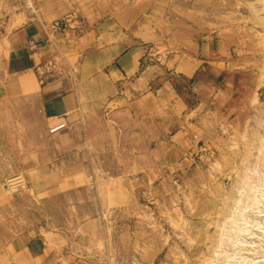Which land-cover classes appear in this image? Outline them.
<instances>
[{
    "label": "rangeland",
    "instance_id": "1",
    "mask_svg": "<svg viewBox=\"0 0 264 264\" xmlns=\"http://www.w3.org/2000/svg\"><path fill=\"white\" fill-rule=\"evenodd\" d=\"M61 7L47 26L52 55L30 78L2 76L0 41V264H225L210 241L226 227V264H264V238L236 237L255 216L232 220L264 143V0ZM37 14L34 0H0V38ZM110 29L144 48L136 73L117 82L128 98L120 107L104 105L101 82L79 72L91 64L87 38L104 46ZM147 67L157 71L134 87ZM106 69L123 72L116 61ZM58 78L77 84L83 100L51 134L45 92ZM235 243L248 250L229 247Z\"/></svg>",
    "mask_w": 264,
    "mask_h": 264
},
{
    "label": "crops",
    "instance_id": "2",
    "mask_svg": "<svg viewBox=\"0 0 264 264\" xmlns=\"http://www.w3.org/2000/svg\"><path fill=\"white\" fill-rule=\"evenodd\" d=\"M61 2L62 0H34L35 8L38 9V18L27 17V21L24 24L16 27L8 36L4 34L0 38V41L6 40L5 51L7 52V58L3 62L1 74L4 77L9 76L10 82L23 73L28 74L27 78H30L33 75V70L52 55L53 31L48 30L47 26L62 17L64 11L61 7ZM95 31L97 29L94 30V33H96ZM98 32L103 35L102 28L98 29ZM89 35L87 34L85 37L87 38ZM104 36L108 41L104 46H97L96 39L87 38L89 48L85 54L90 58L89 62L91 64L86 67L85 73L84 67H79L80 79L84 81H92L94 79L95 81H100L101 84L97 89V94L102 99L103 104L111 105L114 103L115 105L118 104L117 107H120L127 103L126 100L128 98L125 99L118 95L117 82L123 76L128 78L136 73L138 62L144 55V48L138 49L128 46V43L119 40L116 30H106ZM55 39L57 38H53V40ZM114 61L118 63L123 72H116L113 69L108 71L106 69ZM189 66L192 67L193 64H189ZM156 71V67H147L139 74L134 87H137V85L145 87L151 73ZM193 71L194 68L188 71L184 70V75H191ZM45 95L48 100L46 106L47 115L51 120L56 119V122L68 121L70 114L76 110V106L83 100L80 87L77 84L73 85L67 79L64 80V78L51 81L48 84ZM142 99L145 100V98Z\"/></svg>",
    "mask_w": 264,
    "mask_h": 264
},
{
    "label": "bare ground",
    "instance_id": "3",
    "mask_svg": "<svg viewBox=\"0 0 264 264\" xmlns=\"http://www.w3.org/2000/svg\"><path fill=\"white\" fill-rule=\"evenodd\" d=\"M264 137V136H263ZM260 140L262 141V140H264L263 138H261L260 137ZM260 140H258V141H260ZM261 143V142H260ZM256 148V147H255ZM254 151V150H253ZM252 152V151H251ZM245 154V153H244ZM247 156H244V157H246L245 158V161H247L248 163L250 162L249 160H248V154H246ZM243 157V158H244ZM242 158V159H243ZM255 161V163L254 164H252L253 162ZM254 161H251L250 162V165H249V167H248V169H247V172H246V174L244 175V177H243V181H242V185L240 186V188H239V194H240V198L241 199H239L237 202H233V203H235L234 205H233V207L232 208H234L235 210H233V212H235L236 210H238L239 209V212H240V214H239V216L237 217V218H232V220H234V222H237V221H241L242 222V220H243V212L245 213V212H248L249 213V216L250 215H254L255 216V219L253 220V221H250V222H244L243 223V227L242 226H239L238 225V227H237V230H235L236 232H237V234H236V237H238L239 239H244V240H247V239H249V241L247 242V243H249L250 242V239L251 238H253V237H256V238H259V236H261L262 238H264V220L263 221H260V219H259V217H264V143H262L261 144V146H259V149L257 150V154H255L254 155ZM232 162V161H231ZM243 163V162H242ZM245 169V168H244ZM231 171V170H230ZM238 173V172H237ZM235 182V181H234ZM237 183V182H236ZM230 188V187H229ZM231 190H233V189H231ZM229 192V191H228ZM228 192H227V194H228ZM234 193V192H233ZM236 193V192H235ZM237 194V193H236ZM239 197V196H238ZM237 199V198H236ZM224 201V200H223ZM220 210V209H219ZM229 211V210H228ZM232 211V210H231ZM233 212H231V213H233ZM238 212V211H237ZM235 214V213H234ZM248 215V214H247ZM230 216V215H229ZM232 216V215H231ZM234 217V216H233ZM245 218H246V216H244ZM218 219V218H217ZM227 219H228V217H227ZM230 219V218H229ZM250 219H252V218H250ZM231 220V219H230ZM232 220H231V222H232ZM249 220V219H248ZM247 220V221H248ZM220 221V220H219ZM226 221H228V220H226ZM229 223V225H230V221H228ZM219 223V222H218ZM220 224H222V222H220ZM239 224V223H238ZM235 225V224H234ZM233 224H232V226H234ZM222 227V226H221ZM217 228V227H216ZM220 228V227H219ZM226 228H228V227H226ZM226 228H223V230H221V235H219L220 233H218V235H217V239H213V240H211L210 241V246H211V248H213V250L215 251V254L213 255V256H215L217 259V261H219V260H222V263H225L226 264V251H225V249H224V247H226V243L228 242H226L225 240H224V238H226V230H228V229H226ZM220 229H222V228H220ZM233 231V230H232ZM219 232V231H218ZM230 232V231H229ZM235 233V232H234ZM232 235V234H231ZM230 235V236H231ZM235 235V234H234ZM215 237V236H214ZM218 237H220V238H218ZM224 237V238H223ZM235 237V236H234ZM208 238V237H207ZM212 238V237H211ZM233 238V237H232ZM260 239V238H259ZM233 241L232 242H234V239H232ZM238 240V239H237ZM243 240V241H244ZM263 240V239H262ZM254 240H252V242H253ZM264 241V240H263ZM242 242V241H241ZM251 242V243H252ZM257 242V241H256ZM246 243V244H247ZM254 243H255V241H254ZM253 243V245H255ZM263 244H264V242H262ZM262 244V245H263ZM233 246H229V247H233V248H235V251H236V249H238L239 250V252L240 251H242V253L244 252H246V251H244V250H248L246 247H244V246H242V245H244V244H242V243H239L238 244V246L236 245V243H235V245L234 244H232ZM251 246H253L252 244H250ZM250 245H248V247L250 246ZM209 246V245H208ZM207 246V247H208ZM256 246V245H255ZM256 248H260V251H262L261 249L263 248V246H262V248H261V246H256ZM220 251H219V250ZM230 249H232V248H230ZM206 250H207V248H206ZM218 250V251H217ZM251 250H252V248H251ZM200 251V250H199ZM211 251V250H210ZM230 251H232V250H230ZM234 251V253H237V252H235ZM203 252V251H202ZM249 252V251H248ZM252 252H253V250H252ZM211 253H212V251H211ZM230 253V252H229ZM241 253V254H242ZM254 253V252H253ZM208 254H210V253H208ZM256 254H259V252H257L256 251ZM204 255H205V253H204ZM212 255V254H211ZM210 255V256H211ZM222 255L224 256L223 258H222ZM243 255V254H242ZM253 255V254H252ZM206 256V255H205ZM209 256V255H208ZM239 256H240V254H239ZM243 256H245V255H243ZM260 256V255H259ZM212 257V256H211ZM221 257V258H220ZM250 257V256H249ZM255 256H253L252 258H254ZM203 258V257H202ZM231 258H233V260H234V257L232 256ZM236 258V257H235ZM242 258H244V257H241V259ZM210 259H212V258H210ZM228 259V258H227ZM237 259V258H236ZM261 259V258H260ZM263 259V258H262ZM204 260V259H203ZM246 260V259H245ZM245 260L243 261V262H245ZM216 261V262H217ZM253 261H254V259H253ZM251 261V259H250V262L247 260V264H253L254 262H256V261ZM262 261V260H261ZM264 261V260H263ZM228 262V261H227ZM229 262H231V263H233L232 261H230L229 260ZM242 262V263H243ZM249 262V263H248ZM209 264H210V262H208ZM215 263V262H214ZM213 263V264H214ZM230 263V264H231ZM240 264H242L241 263V261L239 262ZM228 264V263H227ZM234 264V263H233ZM236 264H238V262L236 263ZM244 264V263H243Z\"/></svg>",
    "mask_w": 264,
    "mask_h": 264
},
{
    "label": "built area",
    "instance_id": "4",
    "mask_svg": "<svg viewBox=\"0 0 264 264\" xmlns=\"http://www.w3.org/2000/svg\"><path fill=\"white\" fill-rule=\"evenodd\" d=\"M66 128V123L64 121L55 122L50 126L49 132L54 134L62 129Z\"/></svg>",
    "mask_w": 264,
    "mask_h": 264
}]
</instances>
